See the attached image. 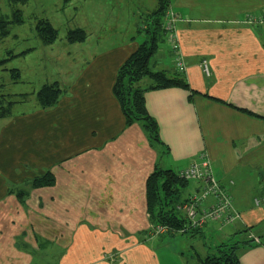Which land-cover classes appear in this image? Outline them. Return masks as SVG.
<instances>
[{
    "label": "crops",
    "instance_id": "crops-1",
    "mask_svg": "<svg viewBox=\"0 0 264 264\" xmlns=\"http://www.w3.org/2000/svg\"><path fill=\"white\" fill-rule=\"evenodd\" d=\"M72 1L62 0V8ZM168 3L178 17L185 63L180 75L189 89L144 93L161 145L150 144L140 125L124 126L112 93L117 69L140 43L139 22L125 40L103 47L86 46L94 35L83 27L74 28L86 33L83 42L71 44L65 36L70 47L60 55L75 58H53L56 77L30 81L37 90L59 85L61 93L50 108L41 109L36 101L27 109L15 108L28 95L8 94L17 102L0 118V264H161L157 249L166 242L163 236L176 234L150 233L147 178L156 164L177 173L202 160L239 215L230 225L209 222L199 230L207 250L212 242L216 248L252 241L237 251L238 264H264V205L253 203L264 195V0ZM153 4L157 7V0ZM103 15L97 13L96 21ZM154 56L153 71L178 73L165 41ZM11 69L19 73L18 80H10L17 83L20 71ZM46 172L54 185L29 189L28 182ZM200 186L186 181L175 210ZM20 190L28 191L23 202L10 193ZM210 203L208 198L203 207Z\"/></svg>",
    "mask_w": 264,
    "mask_h": 264
},
{
    "label": "trees",
    "instance_id": "trees-1",
    "mask_svg": "<svg viewBox=\"0 0 264 264\" xmlns=\"http://www.w3.org/2000/svg\"><path fill=\"white\" fill-rule=\"evenodd\" d=\"M67 3L68 0H63ZM10 5H23L27 0H7ZM157 7L142 19L143 28L138 31L142 40L137 49L120 65L116 71L115 82L112 93L116 99L124 118V126L133 124L140 125L146 132L148 140L152 145H161L158 138L156 123L151 118L145 108L144 93L157 89L169 87H179L189 89L188 84L178 73L168 74L164 71H153L150 68V59L157 52L158 47L165 40L164 14L169 6L168 0H157ZM24 22L22 13L14 8L9 17H0V41L10 34V28L20 26ZM34 32L42 45H50L57 39V30L45 19L37 20ZM86 39V33L82 29H72L66 33L68 43H80ZM25 52L17 55L8 53L7 58H0V69H4L7 62L17 56H23ZM14 81L19 79V73L15 69L9 70ZM148 79L144 86L140 83ZM147 84V85H146ZM61 93V89L56 82L44 84L35 93V99L41 109H48L53 106ZM25 97V96H24ZM22 95L19 98H24ZM12 98V97H10ZM0 97V118L7 116L11 112L12 106L17 101H7ZM29 189H37L54 185L55 180L51 173L35 176L29 182ZM186 185V181L179 178L177 173L170 169H163L156 164L152 174L146 181V203L149 219L152 225H164L167 228L177 231L184 227L183 217L176 213L175 205L180 200L181 190ZM16 198L23 202L28 195L27 190L11 191ZM188 233H199L198 230ZM187 234V233H186ZM250 242L241 243L234 240L223 243L216 247V254H208L199 259L198 264H238L237 251L242 246Z\"/></svg>",
    "mask_w": 264,
    "mask_h": 264
},
{
    "label": "rangeland",
    "instance_id": "rangeland-1",
    "mask_svg": "<svg viewBox=\"0 0 264 264\" xmlns=\"http://www.w3.org/2000/svg\"><path fill=\"white\" fill-rule=\"evenodd\" d=\"M14 8L21 10L24 22L20 26L11 27L9 36L0 41V58H7L8 53L18 54L33 49L34 51L18 58L17 61L7 63L5 66L7 70L0 69V97H5L6 104L7 101L15 100L8 94L25 93L28 99L24 104H16L15 108L27 109L36 101L32 90H37V87L32 86L30 81L38 83L44 76L47 80H50V76L56 77L54 73L58 72V65L54 63L53 58L57 60L61 56L60 51L64 47H70L65 41L67 30L83 27L87 31H93L94 38L90 36L86 46L97 42L103 47L110 45L112 41L125 40L132 35L136 22L141 23L156 6L154 8L153 0H73L64 8H62V0H28L27 4L17 6L10 5L7 0H0V17H9ZM99 12L104 15L96 21ZM40 18L47 19L58 32L56 43L44 52L40 49L42 44L34 33L35 24ZM141 40L142 36L139 42ZM61 57L67 61L75 58L73 55L70 58L67 55ZM156 61V56L150 59V68H154L153 63ZM12 67L18 68L21 74L17 83L10 81L12 74H9L8 69ZM155 68L157 69L158 65ZM145 81L149 83L148 79H144L140 84L144 86ZM163 237H165L163 241L166 242L159 245L160 249H157L158 243L156 247L159 250L157 253L161 264H192L193 262L198 264L197 255H202L204 251L216 254V248L213 247L215 242L209 247L211 251L207 250L208 242L200 233L176 234L172 238ZM174 238L177 239L175 243L171 242ZM170 239L172 240L168 243L167 240Z\"/></svg>",
    "mask_w": 264,
    "mask_h": 264
},
{
    "label": "built area",
    "instance_id": "built-area-1",
    "mask_svg": "<svg viewBox=\"0 0 264 264\" xmlns=\"http://www.w3.org/2000/svg\"><path fill=\"white\" fill-rule=\"evenodd\" d=\"M178 17L168 6L164 14L165 42L174 55L173 63L178 74L185 71V63L180 53V44L176 33ZM201 67L206 74L208 64L205 60ZM177 176L185 181H197L201 183V191L190 196L185 202L176 206V211L182 214L184 227L177 231L167 228L164 225H152L150 233L153 236L186 234L189 231L200 230L209 222H219L221 225H230L239 218L238 213L232 206L227 191L222 188L212 175L210 165L207 161L192 163L189 167L177 172ZM211 198V203L204 208L203 204ZM254 206L264 205V195L253 200Z\"/></svg>",
    "mask_w": 264,
    "mask_h": 264
}]
</instances>
